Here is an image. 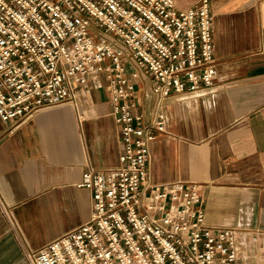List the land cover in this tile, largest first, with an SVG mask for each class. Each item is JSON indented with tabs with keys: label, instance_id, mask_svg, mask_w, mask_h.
<instances>
[{
	"label": "built area",
	"instance_id": "1",
	"mask_svg": "<svg viewBox=\"0 0 264 264\" xmlns=\"http://www.w3.org/2000/svg\"><path fill=\"white\" fill-rule=\"evenodd\" d=\"M210 0H0V118L74 99L102 76L119 125V165L86 168L89 218L27 253V264H264V228L240 239L205 219L200 183L150 180L163 100L214 85ZM149 77L153 105L136 83Z\"/></svg>",
	"mask_w": 264,
	"mask_h": 264
},
{
	"label": "crops",
	"instance_id": "2",
	"mask_svg": "<svg viewBox=\"0 0 264 264\" xmlns=\"http://www.w3.org/2000/svg\"><path fill=\"white\" fill-rule=\"evenodd\" d=\"M210 9L214 85L163 100L167 133L150 143L149 174L155 183H200L207 223L236 227L240 240L264 228V0H210ZM104 84L97 76L72 101L0 118V264H27L29 251L89 218L90 190L76 184L82 171L120 163ZM136 86L150 108L149 77Z\"/></svg>",
	"mask_w": 264,
	"mask_h": 264
}]
</instances>
